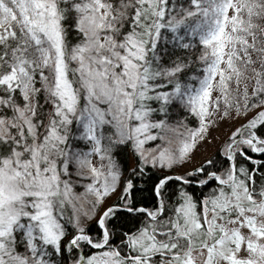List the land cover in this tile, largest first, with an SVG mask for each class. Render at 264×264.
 <instances>
[{
    "label": "snow or ice",
    "instance_id": "6c2138e0",
    "mask_svg": "<svg viewBox=\"0 0 264 264\" xmlns=\"http://www.w3.org/2000/svg\"><path fill=\"white\" fill-rule=\"evenodd\" d=\"M0 264H264V0H0Z\"/></svg>",
    "mask_w": 264,
    "mask_h": 264
}]
</instances>
